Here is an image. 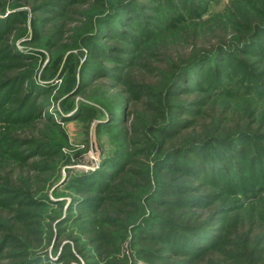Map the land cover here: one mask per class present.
<instances>
[{
	"label": "trees",
	"instance_id": "1",
	"mask_svg": "<svg viewBox=\"0 0 264 264\" xmlns=\"http://www.w3.org/2000/svg\"><path fill=\"white\" fill-rule=\"evenodd\" d=\"M237 1L0 0V264H264V0ZM15 3L44 74L83 49L77 81L69 53L38 84ZM97 117V167L58 183Z\"/></svg>",
	"mask_w": 264,
	"mask_h": 264
},
{
	"label": "rangeland",
	"instance_id": "2",
	"mask_svg": "<svg viewBox=\"0 0 264 264\" xmlns=\"http://www.w3.org/2000/svg\"><path fill=\"white\" fill-rule=\"evenodd\" d=\"M16 4V3H15ZM14 4V5H15ZM235 4H239V2L237 0H220V2H218L217 4H214L212 6H209L208 11L202 16V20L205 21L208 18L217 15V13H219L220 15H224V12L226 13V15H228L229 12H231L233 5ZM16 7L12 10L15 11H19V10H24L27 11V17L25 18L26 22H27V32L24 36L17 38L14 41V46L16 48L17 51L22 52L24 54H31V53H37L41 58L38 59V61H36V65L38 66V70L36 71V80L38 82V84H45V82H43V78H42V74L44 76V78L46 80H48L47 83H51L52 81H54L56 79V77L58 76L59 71L61 70L62 66H63V62L65 61V58L67 57V55H69V53L74 54L77 56V62H78V66L76 67V81L78 79V69L79 66L81 65V63L84 61L85 56H82V51L83 49L81 47L78 48H73L72 50H66V52L63 54L62 57H60L59 55H55L53 54V67H52V71H50L49 73L44 74L42 72V68L45 66V64H47V61L49 59L48 54H46V52L44 50H42L40 47H36V45L34 43H29L28 40L31 37V32H30V27L29 25V21L31 19V12L28 10L27 7H25V5L20 4H16ZM11 12V11H9ZM9 12H5V15L0 16L1 18H5L6 14H8ZM203 25V24H202ZM204 30V27L202 28H198V30ZM55 53V52H53ZM51 59V58H50ZM39 64V65H38ZM36 66V67H37ZM35 67V68H36ZM66 78V77H65ZM40 79V80H39ZM53 79V80H51ZM71 80L70 78H66L64 79V83L65 85L68 84V82ZM63 83V84H64ZM54 84H57V88L61 85L60 80H55ZM57 88L55 90L52 91V95L48 96V102L49 104L51 103V110L49 108L50 111H52V109H56V110H60V106L58 105V102L60 101V99H62L64 96L60 97L58 100H55L56 97L58 98L60 96L59 92L60 90H57ZM81 100L83 101V99L81 98ZM74 101H79V96L75 97ZM66 106V105H65ZM77 107V104L75 103V108ZM75 111V109H73L72 111L68 112L66 114V116L71 115V113ZM99 122V118H95L91 121V123L88 125V130L85 127V123L86 122H82V120H71L69 122H67L65 124V128H66V134L68 136L69 139V143L70 146L63 148V152L67 155V161L68 162H64L63 165H61L60 167V177L58 179V183H61L64 180V177L67 173V171L70 170H82V171H90L93 170L97 167L98 165V161H99V157H100V143L99 141L96 140V137L94 135V127L95 124ZM106 136L104 135V139ZM104 141V140H103ZM86 144V145H85ZM55 185L51 186L48 194H50L52 192V190L54 189ZM57 199H54V197L51 199L53 200H69V194L67 193V191H65V189L61 188L60 190L57 191ZM67 203H65L63 205L62 210H65ZM55 222L51 223V226L54 227ZM67 241H64V243ZM72 247V245H71ZM50 249V247H49ZM72 249V248H71ZM75 257L78 259V262L73 263V264H83L82 259L77 255V253H75L74 250H71ZM122 252H124V254H128V250L126 249V244L123 246L122 248ZM54 259V258H53ZM139 264H143L141 261H138Z\"/></svg>",
	"mask_w": 264,
	"mask_h": 264
}]
</instances>
